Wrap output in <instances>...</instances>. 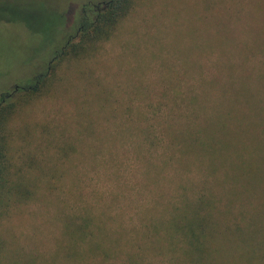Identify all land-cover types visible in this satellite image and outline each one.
<instances>
[{"label":"rangeland","instance_id":"rangeland-1","mask_svg":"<svg viewBox=\"0 0 264 264\" xmlns=\"http://www.w3.org/2000/svg\"><path fill=\"white\" fill-rule=\"evenodd\" d=\"M109 1L0 0V111L23 99L40 79L56 75L48 93L27 105L20 102L16 118L6 123L12 159L25 178L9 183L7 163L8 181L0 185V264H75L74 242L63 233L65 215L86 203L110 210L109 235L119 224L120 206L132 209L143 181L136 137L122 132L123 124L156 122L162 90L169 93L177 83L184 90L190 82L202 88L211 62L218 89L211 115L200 118L198 127L181 129L182 146L190 148L188 132L202 126L231 146L261 135L259 130L264 137V104L257 105L264 99V0H135L131 15L91 56L77 61L69 55L58 63L79 41L83 24L104 12L96 7ZM203 137H197L199 143ZM220 153L215 165L225 170V188L242 184L251 201L257 178L237 172L232 152ZM192 154L195 163L185 176L209 189L204 171L212 163L204 151ZM9 188L11 199L18 200L10 206ZM101 245L107 249L109 241ZM164 259L153 261L164 264Z\"/></svg>","mask_w":264,"mask_h":264},{"label":"trees","instance_id":"trees-1","mask_svg":"<svg viewBox=\"0 0 264 264\" xmlns=\"http://www.w3.org/2000/svg\"><path fill=\"white\" fill-rule=\"evenodd\" d=\"M134 5L135 0H112L107 10L97 16L96 22L83 24L79 29V41L63 51L58 63L69 55L77 61L91 56L90 51L99 42L115 35L131 15ZM56 69L54 65L53 71ZM206 72L202 88L190 82L185 91L178 83L169 93L162 90V102L154 109L156 122L123 124L121 131L136 137L133 141L136 158L144 170L141 187L135 194V202H131L132 209L127 205L120 206L117 213L119 224L111 228L109 235L105 229L109 230L108 224L114 219L108 216V208L100 211L95 205L86 203L73 214L65 215L63 233L74 242L75 264L83 260H91L94 264H155L153 259L158 257L165 258L164 264H264V137L259 130L263 125L258 127L261 135L242 139L233 146L227 140L224 143L215 139L217 134H211L212 131L204 126L188 132L191 137L188 144L192 150L186 144L182 146L179 138L182 128L198 127L200 118L211 115L210 103L218 93L211 81V75L215 73L212 62ZM55 78L52 73L40 79L34 89L23 94V99L15 100L0 111L2 188L8 181L7 163L9 183L25 178L23 169L12 159L13 139L10 130L9 137L6 135V123L16 118L20 102V106L27 105L36 95L48 93ZM262 104L263 98L259 100L258 108ZM164 107L168 109L166 114H163ZM138 115L143 117L144 113L138 111ZM229 117L227 111L222 117L221 129L226 128ZM188 122L191 124L187 125ZM200 135L204 136L202 143L197 140ZM193 151H204L201 155L212 163L209 170L204 171L210 182L209 189H203L194 178L185 176L191 170L190 165L195 163ZM220 152L233 153L241 176L249 174L257 178L251 201L244 198L242 184L230 190L225 188L228 183L225 170L215 165L222 156ZM167 171L173 172V177L165 174ZM11 192L13 190L9 188V206L18 201L11 199ZM32 194L28 191L29 197ZM123 196L111 202L120 201ZM125 199L129 200L128 196ZM116 233L120 234L115 236ZM107 240L109 245L105 249L101 244ZM115 243L122 246L121 251H116Z\"/></svg>","mask_w":264,"mask_h":264},{"label":"water","instance_id":"water-1","mask_svg":"<svg viewBox=\"0 0 264 264\" xmlns=\"http://www.w3.org/2000/svg\"><path fill=\"white\" fill-rule=\"evenodd\" d=\"M110 3H111V2H110ZM110 3H107V4H105L104 6L99 7V8L96 7V9H98L99 12L105 11V10H107V8L109 7Z\"/></svg>","mask_w":264,"mask_h":264},{"label":"flooded vegetation","instance_id":"flooded-vegetation-1","mask_svg":"<svg viewBox=\"0 0 264 264\" xmlns=\"http://www.w3.org/2000/svg\"><path fill=\"white\" fill-rule=\"evenodd\" d=\"M111 2V0L109 1V2H103L102 4H103V6L105 5V4H107V3H110ZM99 8V7H98ZM97 10V12H99V10L98 9H96ZM100 13V12H99ZM83 27V26H82ZM81 27V28H82Z\"/></svg>","mask_w":264,"mask_h":264}]
</instances>
